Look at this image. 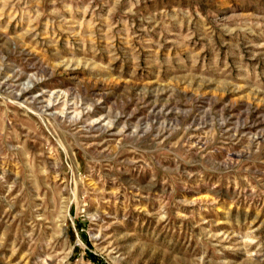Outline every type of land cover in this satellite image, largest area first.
<instances>
[{"label": "rangeland", "instance_id": "1", "mask_svg": "<svg viewBox=\"0 0 264 264\" xmlns=\"http://www.w3.org/2000/svg\"><path fill=\"white\" fill-rule=\"evenodd\" d=\"M0 264H264V0H0Z\"/></svg>", "mask_w": 264, "mask_h": 264}]
</instances>
